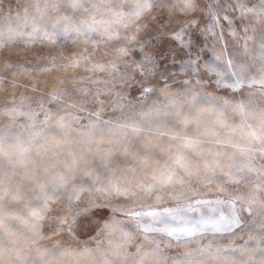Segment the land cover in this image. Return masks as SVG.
Returning <instances> with one entry per match:
<instances>
[{"label": "snow or ice", "instance_id": "snow-or-ice-1", "mask_svg": "<svg viewBox=\"0 0 264 264\" xmlns=\"http://www.w3.org/2000/svg\"><path fill=\"white\" fill-rule=\"evenodd\" d=\"M0 264H264V0H0Z\"/></svg>", "mask_w": 264, "mask_h": 264}]
</instances>
